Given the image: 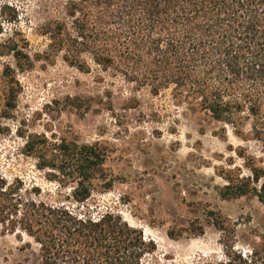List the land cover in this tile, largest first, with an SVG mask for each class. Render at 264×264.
I'll use <instances>...</instances> for the list:
<instances>
[{
    "label": "rangeland",
    "instance_id": "1",
    "mask_svg": "<svg viewBox=\"0 0 264 264\" xmlns=\"http://www.w3.org/2000/svg\"><path fill=\"white\" fill-rule=\"evenodd\" d=\"M70 1L0 0V114H10L1 119L0 177L18 185L23 198L121 216L154 242L146 257L153 264H219L231 252L264 250V203L233 189L254 177L253 168H264L263 146L212 120L197 101L182 104L173 87L154 92L158 85L131 83L87 55L89 70L70 65L48 33L54 21L70 24ZM9 41L30 56L32 68L17 67ZM7 66L18 84L11 112ZM33 136L101 145L113 187L98 185L87 203H76L74 185L52 180L25 152ZM0 264H39V245L0 223Z\"/></svg>",
    "mask_w": 264,
    "mask_h": 264
},
{
    "label": "trees",
    "instance_id": "2",
    "mask_svg": "<svg viewBox=\"0 0 264 264\" xmlns=\"http://www.w3.org/2000/svg\"><path fill=\"white\" fill-rule=\"evenodd\" d=\"M70 24L54 21L48 32L53 46L65 51L70 65L89 70L87 55L103 71L121 73L131 83H152V90L174 88L182 104L197 101L212 120L230 125L238 137L264 148V0H71ZM3 33L0 24V35ZM17 67L33 62L9 41ZM3 55V54H0ZM5 108H15V71L7 66ZM0 114V134L4 132ZM250 129L245 136V126ZM25 152L40 170L64 186L74 185L72 198L85 204L101 186L106 150L99 144L30 137ZM248 159V158H247ZM235 187V195L254 192L264 203V168ZM260 188H251V184ZM19 186L0 177V223L39 245V264H153L154 242L119 215L76 211L19 195ZM219 264H264V250L231 252Z\"/></svg>",
    "mask_w": 264,
    "mask_h": 264
}]
</instances>
